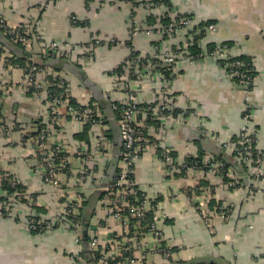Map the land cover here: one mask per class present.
I'll list each match as a JSON object with an SVG mask.
<instances>
[{
	"label": "crops",
	"instance_id": "0c3cea01",
	"mask_svg": "<svg viewBox=\"0 0 264 264\" xmlns=\"http://www.w3.org/2000/svg\"><path fill=\"white\" fill-rule=\"evenodd\" d=\"M161 1L155 7L153 0H135L133 6L123 0H0V15L12 25L34 29L35 54H42L51 42L61 44L64 56L60 58L84 70L100 97L95 99V93L73 75L76 81L69 78L66 70L42 67L44 72L61 74L72 86L77 104L93 101L101 111L103 106L113 109L112 103L127 97L124 79L130 78L126 66L131 58L145 62L157 56L162 61L165 54H175L174 48L187 50L193 40L190 29L168 38L163 33H145L146 28L159 25L160 17L189 15L194 27L214 25L199 42L203 58L193 59L181 51L171 79L165 80L158 65H149L139 68L140 77L128 80L139 105L161 103L165 93L178 112L175 117L161 118L160 128L147 126V117L138 114L150 143L141 149L133 170L136 186L156 203L164 243L172 250L170 258L155 252L157 242L149 233L135 239L123 219L108 212L102 184L121 150L116 120L106 116L107 123L100 129L73 122L65 114V106L51 115L46 87L35 99L25 87L24 67L13 64L21 52L8 50L3 54L11 61L0 58V204H7L12 193L3 189L2 178L21 185L24 191H18L23 198L10 206V212L0 215V264H99L89 243H81L86 230L105 249L107 264L120 258L126 264H264V178L254 176L253 165L242 162L248 169L244 172L235 159L236 170L227 169L241 184L232 187L210 175L204 166L209 160L219 161L220 156L230 158L246 128L255 139L256 150L264 154V0ZM150 18L156 24L149 25ZM224 42L231 44L229 58L249 57L256 73L247 103L249 123L244 89L219 63L224 57L206 52L208 44ZM44 78V74L38 76L40 82ZM84 127L88 142L76 138ZM42 134L47 148L60 145L70 159L59 174V187L45 182L41 172L34 139ZM101 135L108 141L100 144ZM166 151L167 161L162 159ZM85 154L87 160L82 159ZM199 154L198 169L181 168L186 158ZM118 165L119 158L116 173ZM261 167L264 176V160ZM196 185L212 188L209 203L202 190L193 192ZM66 200L75 205L76 221L83 225L78 231L66 218L43 231L30 229V216L55 222ZM207 212L208 222L203 216ZM110 240L127 251L108 253Z\"/></svg>",
	"mask_w": 264,
	"mask_h": 264
},
{
	"label": "built area",
	"instance_id": "2783aa9c",
	"mask_svg": "<svg viewBox=\"0 0 264 264\" xmlns=\"http://www.w3.org/2000/svg\"><path fill=\"white\" fill-rule=\"evenodd\" d=\"M123 1L131 3V1L134 0ZM153 1H157L154 3V6L158 7L161 0ZM194 26V19L189 15H185L171 19V21L166 26L158 25L156 27H148L144 31L146 34H151L153 32L158 34L165 33L167 36L172 37L178 31L190 29V32H192V35L194 36L199 34V30H197V27ZM135 29L137 28L134 26L132 30L135 31ZM212 29H214V25L209 24L204 31H210ZM0 32L4 37L16 44H19L23 48L24 52H28L30 54L28 57V63L24 68H22L25 74V87L27 89H31L32 95L35 97V99L40 97L42 91H44V88L46 87L47 93H49L48 100L51 115L55 116L59 110V107L65 106V114L73 122L82 123L84 125L97 127L100 129L106 125V119L102 116L101 110L97 106H82L76 102L75 103L77 106H74L70 102L71 100H74L72 97L73 88L61 74L50 70L49 72L46 70L44 72L42 67L36 65L33 62L34 47L37 40V35L35 34L36 32L34 29L30 30L24 25H12L4 16L0 15ZM43 48H45V51L42 53L44 56H52L55 58L64 56V47H62V45L58 42H51ZM227 49L228 48L223 45L210 53V56L217 58L224 57V60L227 61L229 59L227 55ZM174 51V55L165 54L161 59L162 61H158L157 56H153V58L151 57L145 62L140 61L138 58H131V60H129L127 63L126 70H128L130 76H140L141 72L138 74V69H144L146 66L152 65L153 63L151 59H155V61L160 62L165 70H170V68L172 69L173 67L176 55L181 52L179 48L174 49ZM3 53H0V58H6L7 60L11 61L10 56L7 53ZM15 66L19 65L17 64ZM226 67L231 72L230 75L238 77L239 85L246 93L247 112L245 119L246 122L249 123L250 107L247 103L250 93L249 86L251 84L253 85L252 80L250 77L245 76L239 71L240 68L245 67L243 62L228 61L226 63ZM40 74L45 75L44 82H40L38 80V76H40ZM124 80V88L127 91V97L119 103L120 106L118 109V116L116 117L121 138V150L118 154L119 165L112 185L103 188L104 197L107 199L106 206L108 208V212L114 218L121 220L123 219L124 225L131 229L135 239L139 238L143 233H149L152 237H154L157 242V245L154 249L155 252L161 253L164 258L168 259L172 254V250L170 246L164 243L163 233L158 225L160 217L158 214H156V203L149 194H145L136 186L133 178V170L136 161L140 158L141 149L146 144L150 143V139L147 138L143 125L137 118L138 114H144L146 117H150L152 120L159 121L161 118L170 116V113L174 110L173 104L172 101L165 97L161 103L155 104L154 106L149 104L148 107L143 108L136 102L135 95L129 90V77ZM113 109H116V107L113 106ZM247 132L248 131L246 128L239 143L234 146V156L237 160L243 163L252 164L255 169L254 176L263 179L264 176L261 170V165L264 160V154H261L260 152L253 154L252 146L255 144V139L252 135L247 134ZM45 139L46 135L44 134L34 139L36 152L41 158V172L45 182L51 184L52 186L59 187L61 185L59 174H61V172L67 168L70 159L68 158L65 149L60 145L54 146L50 149L47 148L44 144ZM98 140L100 144L108 141L103 135H101ZM58 154L62 155V158L56 163L55 157ZM87 158L88 155L85 154L82 159L87 160ZM164 158L166 161L169 159L167 151L166 154L163 153L162 159ZM200 164L201 162L194 161L189 165L184 161L181 168H183L184 171H186V169L188 170L189 168L198 169ZM204 166L207 167V172L210 175L217 176L224 180L226 179L230 186L237 187L240 185V178L232 170L225 169L222 161L209 160ZM11 184L14 186L15 182L11 181ZM192 190L193 192L197 193L202 190L203 197L207 203L213 199L214 195L211 187L206 186L205 188H200L198 185H196ZM20 198H23V194L16 190L8 195L7 204L4 202L0 204V215H5V213L10 212V206H13ZM35 202L36 201L34 200V203ZM75 211V205L66 200L62 212L60 216L56 218L55 222L43 221L36 216H30L28 219V225L33 231H43L47 228L62 224L66 219H69L71 223L69 224L70 227L74 231H78L79 223L76 221L78 214ZM148 214L151 216V221L146 225H142V222L145 220V217ZM203 216L206 219V222H208V212ZM89 245L96 253L99 264H107L104 252L105 249L100 248V242L98 238L92 236L90 238ZM110 245L111 247L107 250L108 253L110 252L111 254H114L116 251H118V253H121L120 251H127L126 248H123L121 243L119 244L114 240H110ZM115 259L116 256H114V260ZM127 262L131 263V261ZM112 264H126V261H123L120 258L115 260Z\"/></svg>",
	"mask_w": 264,
	"mask_h": 264
},
{
	"label": "trees",
	"instance_id": "16d2710c",
	"mask_svg": "<svg viewBox=\"0 0 264 264\" xmlns=\"http://www.w3.org/2000/svg\"><path fill=\"white\" fill-rule=\"evenodd\" d=\"M135 1V0H134ZM134 1H131V3H132V6H133V4H134ZM155 2H157V1H153V3H155ZM161 2H163V1H161ZM171 21V19L168 17V16H166V14L163 16V17H160V19H159V21L158 22H156V23H158L159 25H163V26H166L169 22ZM147 23L149 24V25H154V24H156L155 23V20L154 19H152V18H150V19H148V21H147ZM147 24V25H148ZM207 25H209V23H206L205 25H200V26H196L197 27V30H199V34H197V35H194L193 36V40H191V42H190V45L186 48L187 50H185V49H183L182 47H180L179 48V50L180 51H182V52H187L188 54H189V56H191L193 59H195V58H198V59H202L203 58V52H202V50H201V48L199 47V42L201 41V39L204 37V33H205V27H207ZM1 33V32H0ZM190 34L192 33V32H189ZM165 34V33H164ZM187 36L188 37H191V36H189V34H187ZM164 37L165 38H168V36L165 34L164 35ZM5 40L8 42V44H9V46L10 47H12V48H6L8 45H5V44H3V43H0V53H3L4 51H11V52H14V53H16L17 51L18 52H21V56L20 57H16L15 55V57H16V59H14V62H13V64H16V63H18V65L20 64V66H22V67H25V65L28 63V57L26 56V55H24V50H23V48L19 45V44H16V43H14L13 41H11V40H9L8 38H6L5 37ZM37 43H35V45H36ZM223 45H225L228 49L231 47V44L230 43H221V44H219V45H217V44H208L207 46H206V52H207V54L208 55H210V53H212L214 50H216V48H220L221 46H223ZM175 49V48H174ZM227 49V50H228ZM37 51H36V49H34V63L36 64V65H38V66H41V67H50L48 64H47V61H49V59H51V58H54V57H52V56H44V55H42V54H39V53H37V54H35ZM13 56V57H14ZM136 55H134L133 53H132V57H135ZM14 57V58H15ZM152 60V65H158V69L163 73V75H165V80H169V79H171V68H170V70H165L163 67H162V65H161V63L160 62H157V61H155V59H151ZM38 61V62H37ZM233 62V61H241V62H243V64H244V66L245 67H242V68H240L239 69V71L241 72V73H243L245 76H247V77H250V79L252 80V83H253V81H254V78L256 77V73H255V71H254V68H253V64H252V62H251V60H250V58L249 57H246V56H238V57H232V58H229L227 61H225V60H219V63L222 65V66H226V63L227 62ZM154 63H156V64H154ZM161 65V66H160ZM77 66V65H76ZM142 71V69H139L138 70V73L139 72H141ZM120 72V71H119ZM227 72L229 73V75H230V71H229V69L227 68ZM67 75H68V77L69 78H72L73 80H75L74 79V77L71 75V74H69V73H66ZM231 77H232V79L234 80V82H236L237 84H239V79H238V77H235V76H232V75H230ZM136 77H131L130 76V80H134ZM76 81V80H75ZM252 88H253V85L251 84L250 86H249V89H250V92L252 91ZM165 97H167V94H165V93H163V98H162V100H164L165 99ZM161 100V101H162ZM74 106H77L76 105V103H75V101L74 100H71L70 101ZM103 105V104H102ZM112 105L113 106H115L116 107V109H112V107L109 109L108 107L106 108V107H101L102 108V111H101V114H102V116L106 119V121H105V123H107V119H108V117L109 118H114L115 120H116V117L118 116V109H119V103H112ZM150 105H152V106H154V104H150ZM86 106H88V107H91V106H96L95 105V103H93V101H91L90 103H88ZM141 107H143V108H146V107H148L149 106V104L148 105H146V104H142V105H140ZM103 111H104V113H103ZM178 114V112L174 109L171 113H170V115H172L173 117H175L176 115ZM106 116H108V117H106ZM147 126H155V128H160V126H161V124H160V121H155V120H152L150 117H147ZM41 127H42V125H41ZM87 127H84L83 128V130H82V132H81V134H78V135H76V138H78V139H81V140H83V141H85V142H88V134H87ZM107 133H108V136H110L109 135V132H108V130L106 131ZM111 137V136H110ZM151 143H153V141H151ZM253 148H252V151H253V154H256L258 151L256 150V145L255 144H253V146H252ZM161 156V155H160ZM201 154H199L198 155V157L197 158H191V157H189V158H186V160H185V163H187V164H192L194 161H198V162H201ZM231 157L230 158H228L227 157V159H225V158H223V156H220V157H218V159L220 160V161H222V163L224 164V168L225 169H227V168H232V169H235L236 170V158H234V154H232V155H230ZM61 158H62V155H60V154H58V155H56V157H55V162L57 163V162H59L60 160H61ZM229 162H231V164L229 163ZM240 166H242L243 167V171L244 172H248V169L245 167V166H243L242 165V162L240 161ZM247 169V170H246ZM2 182H1V184H2V186H3V189L4 190H6L7 191V193L9 192H13V191H24V189H23V187L21 186V185H19V184H15L14 186L11 184V180L9 181V180H7V179H3L2 178V180H1ZM225 181L227 182V180L225 179ZM240 184H241V180H240ZM151 221V216H150V214H148L146 217H145V220L142 222V225H146L147 223H149ZM80 225H82L80 222H79V226ZM83 226V225H82ZM89 241H90V238H89V235L87 234V230H86V232L84 231V234L82 235V237H81V243L84 245V244H88L89 243ZM199 264H207V263H199ZM214 264H218V263H214Z\"/></svg>",
	"mask_w": 264,
	"mask_h": 264
},
{
	"label": "water",
	"instance_id": "95a60500",
	"mask_svg": "<svg viewBox=\"0 0 264 264\" xmlns=\"http://www.w3.org/2000/svg\"><path fill=\"white\" fill-rule=\"evenodd\" d=\"M24 54L27 57L30 56L28 52H24ZM47 64L56 70H61V69L66 70L78 80L80 85H82L84 88H88L91 91H93L95 93V99H98L100 97V96L99 97L96 96L94 85L92 81L88 78L84 70H82L81 68H79L78 66L70 62L68 59L54 57V58L49 59V61H47ZM117 161H118V158L114 157L112 160V165L107 171L106 177L104 179L105 181L103 182L102 187L112 185L113 180L116 177Z\"/></svg>",
	"mask_w": 264,
	"mask_h": 264
},
{
	"label": "rangeland",
	"instance_id": "374dc122",
	"mask_svg": "<svg viewBox=\"0 0 264 264\" xmlns=\"http://www.w3.org/2000/svg\"><path fill=\"white\" fill-rule=\"evenodd\" d=\"M0 43H3L5 45H8L6 48H12L9 46L8 42L5 40L4 36L0 34ZM5 52V51H4ZM8 52V51H7ZM140 73V72H139ZM138 73V74H139ZM137 77H140L139 75Z\"/></svg>",
	"mask_w": 264,
	"mask_h": 264
}]
</instances>
